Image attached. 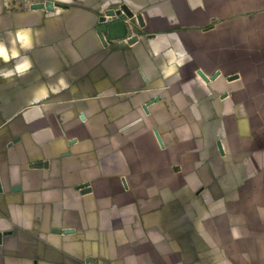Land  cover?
<instances>
[{
	"label": "crops",
	"instance_id": "obj_1",
	"mask_svg": "<svg viewBox=\"0 0 264 264\" xmlns=\"http://www.w3.org/2000/svg\"><path fill=\"white\" fill-rule=\"evenodd\" d=\"M24 2L0 10L4 51L51 42ZM51 82L33 93L0 78V264H264V144L255 153L254 132L232 128V84L226 98L216 85L204 104L191 95L174 109L167 91L158 101L117 91L116 103L67 102L90 96ZM29 96L42 101L23 104ZM167 118L196 123L187 150Z\"/></svg>",
	"mask_w": 264,
	"mask_h": 264
},
{
	"label": "rangeland",
	"instance_id": "obj_2",
	"mask_svg": "<svg viewBox=\"0 0 264 264\" xmlns=\"http://www.w3.org/2000/svg\"><path fill=\"white\" fill-rule=\"evenodd\" d=\"M7 1L0 0V10H6ZM24 1L27 8L40 12L42 30L50 25L52 39L7 52L0 28V78L9 79L11 90L23 85L35 93L48 88L47 84L53 87L51 79H56L62 92L74 87L76 93L90 96H67L69 101L59 96L80 103H116L122 93L117 91H124L130 102L146 96L158 101L167 91L176 109L175 105L195 103V98L189 100L191 95H205L204 104L216 85L220 98H226L227 85L232 84V97L239 98L238 119L230 122L232 128L254 132V152L260 151L264 144V104L258 103L264 96V27L257 17L264 15V0ZM245 2L251 6L242 12ZM171 33L175 41L168 38ZM42 60L55 61L47 70ZM250 79L254 81L246 103L243 86ZM176 85L177 89L171 88ZM40 101L29 96L23 104ZM163 122L166 128L173 127L170 139L185 144L187 150L195 139L196 123L188 126L168 118ZM207 125L213 129L212 123ZM107 126L99 125L100 132L108 133Z\"/></svg>",
	"mask_w": 264,
	"mask_h": 264
},
{
	"label": "clouds",
	"instance_id": "obj_3",
	"mask_svg": "<svg viewBox=\"0 0 264 264\" xmlns=\"http://www.w3.org/2000/svg\"><path fill=\"white\" fill-rule=\"evenodd\" d=\"M21 39L23 40V39H25V37H24V35L22 34L21 35ZM4 54V56H5V58H7V55H6V53H3ZM24 70V68H21L20 69V71H23Z\"/></svg>",
	"mask_w": 264,
	"mask_h": 264
}]
</instances>
